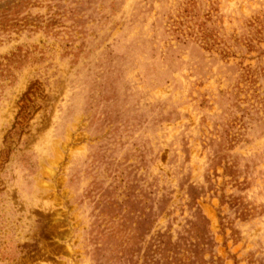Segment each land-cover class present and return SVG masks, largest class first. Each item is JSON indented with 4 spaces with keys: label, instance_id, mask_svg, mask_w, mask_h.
I'll use <instances>...</instances> for the list:
<instances>
[{
    "label": "rangeland",
    "instance_id": "374dc122",
    "mask_svg": "<svg viewBox=\"0 0 264 264\" xmlns=\"http://www.w3.org/2000/svg\"><path fill=\"white\" fill-rule=\"evenodd\" d=\"M0 264H264V0H0Z\"/></svg>",
    "mask_w": 264,
    "mask_h": 264
}]
</instances>
